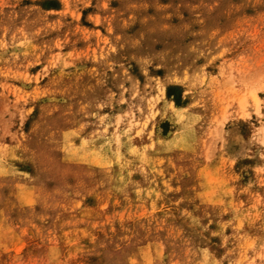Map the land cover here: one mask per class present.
Masks as SVG:
<instances>
[{"label":"rangeland","instance_id":"obj_1","mask_svg":"<svg viewBox=\"0 0 264 264\" xmlns=\"http://www.w3.org/2000/svg\"><path fill=\"white\" fill-rule=\"evenodd\" d=\"M0 264H264V0H0Z\"/></svg>","mask_w":264,"mask_h":264},{"label":"trees","instance_id":"obj_2","mask_svg":"<svg viewBox=\"0 0 264 264\" xmlns=\"http://www.w3.org/2000/svg\"><path fill=\"white\" fill-rule=\"evenodd\" d=\"M176 89H179V88L176 87V86L169 87V88H168L167 95H168L169 97L173 98V99L176 101V103L180 104V103H181V98H180V96H179V95H175V94L173 93V91L176 90Z\"/></svg>","mask_w":264,"mask_h":264}]
</instances>
